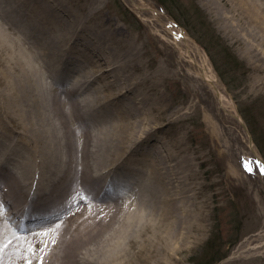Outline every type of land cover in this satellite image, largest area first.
<instances>
[{
    "label": "bare ground",
    "instance_id": "obj_1",
    "mask_svg": "<svg viewBox=\"0 0 264 264\" xmlns=\"http://www.w3.org/2000/svg\"><path fill=\"white\" fill-rule=\"evenodd\" d=\"M4 1L0 0V13H5L7 23L14 27L22 23L23 34L32 33L36 39L22 49L26 54L20 50L7 61L0 57L1 263L27 264L30 259L39 264L37 258H42V264H169L178 249L189 247L190 232L199 227L200 212L197 201L189 204L191 195L182 179L185 172L174 163L176 151L171 148L164 155L150 147L153 138L149 137L148 111L141 116L133 113L134 103L141 107L140 92L130 87L127 77L139 66L137 55L124 43L115 45L121 41L110 29L104 40L111 50L100 64L90 63L91 50L98 42L79 36L90 26L87 19L70 21L58 13L59 9L64 11L62 6L74 13L71 0H60L59 9L45 4L27 18L26 5L32 0H15L17 6L2 5ZM236 3L248 17L247 36L257 28L264 34V5L257 0ZM0 34L2 47L7 48L3 40L10 34L2 28ZM95 48L100 49V44ZM47 62L58 85L66 83V75L76 67L85 68L87 63L99 66L89 65L94 71L82 73L84 80L94 84L92 100L73 97L79 81L66 90L67 101L48 90L43 70ZM95 72L104 80L98 85L94 83ZM203 75L212 78L208 72ZM148 81L156 85L143 75L141 82ZM118 86L124 87V95L118 94ZM147 91L149 99L159 96L156 87L150 90L147 85ZM144 120L149 126L140 124L138 132L134 124ZM142 141L150 151H140L137 146ZM170 161L174 164L169 167L166 163ZM124 174L131 176L134 197L119 218L122 205L116 196L132 185L120 179ZM111 185L116 186L108 191ZM2 205L10 210L5 213ZM80 217L79 224H70ZM44 220H48L46 226H33ZM27 223L31 227L23 228ZM57 229L60 235L49 241ZM15 230L22 233L16 235Z\"/></svg>",
    "mask_w": 264,
    "mask_h": 264
},
{
    "label": "rangeland",
    "instance_id": "obj_2",
    "mask_svg": "<svg viewBox=\"0 0 264 264\" xmlns=\"http://www.w3.org/2000/svg\"><path fill=\"white\" fill-rule=\"evenodd\" d=\"M188 1V4L193 5L191 12L194 14L196 8L201 11L205 23L209 25V32H213L215 36L214 40L224 44L236 59L235 65L240 66L243 72H231L222 80L217 71H220L219 65H226L230 53L226 52L227 57L213 53L217 62L216 71L202 46L155 0H71L76 8L72 14L62 6L60 0H32L31 6L26 5L30 14H26L25 18L33 16L38 10L40 12L45 4L53 5L57 9L62 6L64 11H58L62 18L70 21L87 19L90 26H87L85 32L81 31L79 36L86 35L89 40L95 39L98 42L93 45L95 47L100 44V49L93 47L94 50H91L93 62L90 63L100 64L111 50L109 42L104 40L110 29L121 41L115 45L124 43L126 48L137 55L139 66L127 77V82L131 88L135 87V91L140 92L141 107L134 103L132 111L137 116L148 111L147 121L151 124L149 126L144 120L145 123L134 124L135 128L138 129L140 124L144 128L151 127L152 133L149 137L153 138V144L150 147L155 146L160 153L162 151L161 154L166 155L171 148L176 151L174 163L176 166L180 165L185 172L182 179L191 195L189 204L197 201L196 207L200 212L199 227L190 232L189 247L178 249L169 264L199 263L208 240L211 242L209 250L215 249L220 242L225 250L215 264H264V172L260 171L264 164L258 158L261 154L249 124L239 110V106L244 107L243 112L248 114L255 104L264 110V34L256 27L257 32L252 30L250 38L247 36L248 17L243 14V7L236 0H224L225 3L223 0ZM16 2L5 0L2 5L11 3L9 5L13 6ZM257 2L264 5V0ZM4 15L5 13H0V28L10 36L8 40H3L7 43V48L2 47L0 39V57L7 61L12 53L20 50V54H26L22 49L26 44L34 42L33 37L36 39V36L32 33L29 34L31 36H25L23 24L19 23L14 27L7 23ZM182 19L186 21V18ZM189 28L194 31V24H190ZM251 37L253 41L249 42ZM98 39H101V43ZM205 42L210 45L211 41L208 39ZM252 43L255 45L254 49L250 47ZM49 63L43 66L48 90L51 89L61 100L67 101L69 99L65 98L66 90L79 81V89L73 97L86 101L92 98L90 96L94 84L84 80L82 76L83 70L94 71L88 67L90 63L85 68L76 67L70 70L64 81L66 83L59 85L52 78L55 72ZM203 72H208L212 76L211 80L206 79ZM143 75L155 80L156 85H151L149 81L142 83ZM93 76L97 85L103 79L99 72H95ZM229 76L239 81L230 80ZM147 85L150 90L156 87L159 95L157 98L155 96L149 99ZM123 88L117 89L119 95L125 94ZM125 100H128L126 96ZM96 109L101 111L98 107ZM253 119V127L263 131L262 120L259 117ZM139 130L140 128L137 131ZM137 147L140 151L145 148L150 151L144 141ZM170 154L172 157L173 154ZM186 159L189 164L185 162ZM174 163L170 161L166 165L170 167ZM245 164L253 171L249 172ZM130 177L124 174L120 179L128 184L131 183ZM115 186L111 185L107 190L113 191L112 187ZM129 186L130 191L128 188V191L124 189L116 196L122 205L117 215L119 218L127 202L134 197V184ZM99 201L101 203L102 200ZM1 208L5 213L10 210L4 205ZM235 216L239 222L233 231ZM48 220L38 221L40 223L33 226H46ZM80 220L83 217L73 222L71 220L70 224L77 225ZM53 221L61 223L58 218ZM23 223L25 222L22 221L21 226ZM24 226L23 228L31 227L28 223ZM158 231L162 233L165 230L158 228ZM19 233L22 231L15 230L16 235ZM60 233V229H57L49 241H55L56 235ZM57 250L58 245L55 247V251ZM1 262L2 258L0 264Z\"/></svg>",
    "mask_w": 264,
    "mask_h": 264
},
{
    "label": "trees",
    "instance_id": "obj_3",
    "mask_svg": "<svg viewBox=\"0 0 264 264\" xmlns=\"http://www.w3.org/2000/svg\"><path fill=\"white\" fill-rule=\"evenodd\" d=\"M155 1L161 4V6L165 9V11L169 13V15H171V17H173L182 27H184L190 33L192 37L195 38V40L205 50L212 65L217 71L218 68H217L216 57L213 56V53L214 52L218 54L220 53L221 55H225L227 57L226 52H229V51L226 49L224 44L222 43L219 44L218 42H216L217 40H214L215 36H213L214 35L213 32L212 33L209 32V25L205 23V19L201 11L196 8L195 13L193 14V12H191L193 5L188 4L189 2L188 0H184V1L183 0L181 1L180 0H155ZM182 18H186V21L189 22V24H187V22L184 21ZM190 24H194V27H195L194 31L191 30V28L193 29V25L191 26V28H189ZM206 38H208L211 41L209 43L211 46L205 42V40H208ZM235 62H237L236 59L234 58L232 53H230L227 58L226 65L225 66L219 65L220 71L218 70L217 72H219L218 74L222 80L225 79L224 76H226V74H229L231 72L238 73L237 70H239L240 73L243 72V70L240 69V66L235 65ZM229 78L230 80L233 79V81L235 82L239 81V80H235L232 76L231 77L229 76ZM243 109L244 107L239 106L240 113L245 118L247 123L249 124V128L252 133L255 144L261 154V157L264 160V130L262 131V129L253 127L252 121H251L254 117H259L264 124V110L260 109V106H258V104L253 105V107L250 108V111L248 114L243 112ZM233 222L235 223L233 225V231H234L236 228V225L239 222V219L235 216L233 218ZM236 238L237 237H235V239ZM208 241L209 242H207L205 246L206 250L204 251L203 258L199 261V263H196V264H215L225 253L224 252L225 250L222 247V242L218 243L215 249L209 250V248H211L210 247L211 242L210 240Z\"/></svg>",
    "mask_w": 264,
    "mask_h": 264
},
{
    "label": "snow or ice",
    "instance_id": "obj_4",
    "mask_svg": "<svg viewBox=\"0 0 264 264\" xmlns=\"http://www.w3.org/2000/svg\"><path fill=\"white\" fill-rule=\"evenodd\" d=\"M245 167L247 168V170L249 172L253 171V169L251 167H248L247 164H245ZM260 171L264 172V166H261ZM34 248H35V246H34ZM0 252H2V248H0ZM38 260H39V264H42V258H38ZM27 264H32V261L30 259L27 260Z\"/></svg>",
    "mask_w": 264,
    "mask_h": 264
}]
</instances>
